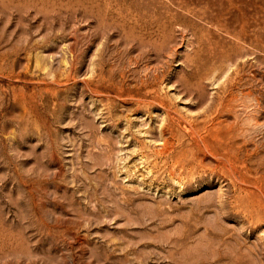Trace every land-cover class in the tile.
<instances>
[{"label":"rangeland","instance_id":"obj_1","mask_svg":"<svg viewBox=\"0 0 264 264\" xmlns=\"http://www.w3.org/2000/svg\"><path fill=\"white\" fill-rule=\"evenodd\" d=\"M0 264H264V0H0Z\"/></svg>","mask_w":264,"mask_h":264}]
</instances>
